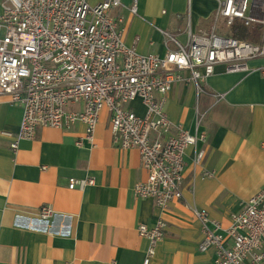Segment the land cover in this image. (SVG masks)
I'll use <instances>...</instances> for the list:
<instances>
[{"label": "crops", "instance_id": "0c3cea01", "mask_svg": "<svg viewBox=\"0 0 264 264\" xmlns=\"http://www.w3.org/2000/svg\"><path fill=\"white\" fill-rule=\"evenodd\" d=\"M0 0V13L2 2ZM135 1L138 12L128 7ZM114 10L124 16V38L143 54L165 55L164 35L181 42L187 29L210 30L216 0H122ZM211 25V26H210ZM264 66V58L250 61ZM188 75V71H184ZM224 93L215 104L213 93ZM140 114L145 107L134 102ZM207 111L197 125L196 108ZM169 118L206 138L185 154L183 197L167 207L137 197V182L147 178L136 148L114 144L107 110L95 130V145H77L83 123L67 128L43 127L13 150L23 108L0 97V264H143L149 239L138 225L163 218L167 228L149 264H214L215 249L201 251V222L194 208L227 226L233 213L264 187V74L227 72L218 64L198 95L193 82H176L168 94ZM203 149L202 164L194 163ZM204 170L214 171L204 177ZM94 178L83 190L68 187L69 178ZM237 188L236 192L227 191ZM51 205L52 217L39 216Z\"/></svg>", "mask_w": 264, "mask_h": 264}, {"label": "built area", "instance_id": "2783aa9c", "mask_svg": "<svg viewBox=\"0 0 264 264\" xmlns=\"http://www.w3.org/2000/svg\"><path fill=\"white\" fill-rule=\"evenodd\" d=\"M210 30L187 29L181 42L169 31L164 35L165 55L143 54L128 45L124 16L114 10L122 0H4L0 13V97L19 104L23 114L13 136V150L21 139H33L43 127L67 128L83 123L85 134L77 145H95V130L102 112L108 111L114 144L136 148L147 178L136 183L137 197L153 198L167 207L183 197L185 154L206 138L198 127L191 132L173 122L166 111L168 94L176 82H193L198 95L218 64L227 72H251L250 61L264 58V0H216ZM128 9L136 14L135 1ZM240 21L260 24L256 40L240 38L224 30ZM219 29L223 31H219ZM188 71L189 74H184ZM215 104L224 93H213ZM145 107L140 114L134 102ZM208 110L196 108L197 125ZM203 149L194 163L202 164ZM214 171L204 170V177ZM94 178L70 177V189L83 190ZM201 222V251L215 249L214 264H264V187L232 214L225 226L208 210L194 208ZM51 205H42L39 216L52 217ZM167 222L138 225L149 239L143 264H149L163 238Z\"/></svg>", "mask_w": 264, "mask_h": 264}, {"label": "trees", "instance_id": "16d2710c", "mask_svg": "<svg viewBox=\"0 0 264 264\" xmlns=\"http://www.w3.org/2000/svg\"><path fill=\"white\" fill-rule=\"evenodd\" d=\"M261 28L262 26L260 24L245 26L243 23L238 21L232 28V34L240 38L256 40Z\"/></svg>", "mask_w": 264, "mask_h": 264}, {"label": "rangeland", "instance_id": "374dc122", "mask_svg": "<svg viewBox=\"0 0 264 264\" xmlns=\"http://www.w3.org/2000/svg\"><path fill=\"white\" fill-rule=\"evenodd\" d=\"M213 25V24H212ZM211 26V25H210ZM219 31H223V30H221V29H219ZM225 32H227V33H231L232 34V28H230V29H226V30H224ZM238 189L237 188H229V189H227V191L229 192V191H232V192H236Z\"/></svg>", "mask_w": 264, "mask_h": 264}]
</instances>
